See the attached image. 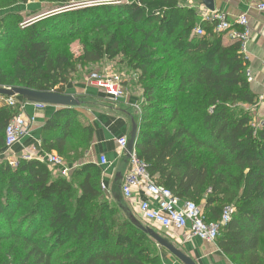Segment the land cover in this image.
Returning a JSON list of instances; mask_svg holds the SVG:
<instances>
[{"label": "trees", "instance_id": "16d2710c", "mask_svg": "<svg viewBox=\"0 0 264 264\" xmlns=\"http://www.w3.org/2000/svg\"><path fill=\"white\" fill-rule=\"evenodd\" d=\"M34 1L56 6L32 11L36 18L26 24L18 11L0 15V52L11 67L6 72L0 65V87L61 93L71 81L73 61L120 57L140 73L137 158L159 185L193 203L206 221H219L223 208L232 205L215 241L235 262L255 264L264 237V125L253 119L260 96L250 88L242 40L228 38L225 44L227 31H215L212 21L201 22L204 34L195 35L199 17L186 5L189 0H113L82 8L71 4L89 0ZM19 2L28 0H0V9ZM94 13L103 18L99 32L78 56L52 52L53 38L67 36V16ZM71 25L68 33L85 30ZM230 29L242 28L232 23ZM16 113V106H0V153L5 126ZM77 117L73 107L54 111L43 127V151L63 156L77 127L86 146L67 162L82 157L92 127L82 117L81 126ZM101 173L93 162L76 165L68 177L36 158L18 159L15 166L0 162V181L6 183L0 219L18 225L8 233L0 227V239L20 238L26 250L2 264H163L157 243L106 198ZM66 244L72 246L62 248Z\"/></svg>", "mask_w": 264, "mask_h": 264}, {"label": "crops", "instance_id": "0c3cea01", "mask_svg": "<svg viewBox=\"0 0 264 264\" xmlns=\"http://www.w3.org/2000/svg\"><path fill=\"white\" fill-rule=\"evenodd\" d=\"M258 1L213 0L214 8L225 12L231 22L235 21L239 14L247 13L249 35L245 43L244 54L249 62L250 88L260 96L259 103L252 107V110H257L256 121L264 119V12H259L254 8ZM24 6L26 7L27 4ZM190 6L196 10L199 21L207 7L202 4L201 0ZM223 42L225 44L228 42L227 36L223 38ZM87 75L83 81L82 79L70 81L61 88V93L72 95L79 101V105L73 108L92 127L90 142L84 155L74 162L63 161L68 167H75L87 162L98 165L99 157L104 156L108 163L100 168L102 171L101 182L105 186L103 191L106 198L119 209L122 216L135 217L141 224L150 226L139 216L136 207L137 201L147 198L145 192L138 190L131 200L125 199L120 192L121 178L126 171L127 161L125 154L118 149L116 142L120 137H125L128 140L132 121L138 123L143 101L141 91L130 82L132 74L128 78L124 75L123 86L126 94L118 102H112L100 89L86 81ZM17 100L23 103L21 112L29 120V128L20 141L11 147L8 155L3 153L4 150L0 153V157L4 159L9 156L20 157L23 153H29L34 157L43 151L41 147L43 127L54 111L61 108L48 104H43V107L38 108L33 102H28L20 97H17ZM51 152L56 153L54 150ZM51 170L53 174L59 175L58 168ZM118 173L120 178H117ZM152 228L196 264H239L221 251L217 241H202L187 229L167 233L164 230ZM262 242L255 250V264H264V237ZM159 252L163 264H183L160 246ZM240 264L245 263L242 261Z\"/></svg>", "mask_w": 264, "mask_h": 264}, {"label": "built area", "instance_id": "2783aa9c", "mask_svg": "<svg viewBox=\"0 0 264 264\" xmlns=\"http://www.w3.org/2000/svg\"><path fill=\"white\" fill-rule=\"evenodd\" d=\"M254 8L259 12H264V1H258ZM214 22V30L217 32L227 31V38H240L242 40V50L244 52L245 43L249 35V21L247 13L239 14L235 21L231 22L227 14L220 10L206 9L200 16L199 24L194 28L193 33L197 36L204 34L201 22ZM232 23L239 25L242 29L240 32L230 29ZM251 80V76H248ZM86 81L94 87L100 89L112 102H118L126 94L123 86L124 74L108 70H93L88 73ZM36 107L41 108L43 104L34 103ZM17 107V113L5 126V148L3 153L8 155L11 147L18 143L27 133L29 120L22 114L23 103L17 100L15 96L0 95V106ZM32 120V118H31ZM264 125V119L258 122ZM127 138L120 137L116 140L118 149L125 154ZM36 158L44 163L50 169L58 168V174L68 177L72 167L65 165L63 159L53 152L41 151L32 157L29 153H23L20 157H5V160L12 166H15L18 159ZM107 159L100 156L98 166L106 165ZM102 190L105 186L101 182ZM138 190H143L147 196L146 199L137 201L136 207L139 216L146 221L151 227L164 230L170 233L174 230L187 229L192 235L202 241L213 242L219 235L221 225L229 221L234 207L227 205L223 208L219 221H206L201 211L191 202L183 201L173 196L172 192L159 185L147 172L145 164L136 156L135 149L127 159V168L121 178L120 192L122 196L131 200Z\"/></svg>", "mask_w": 264, "mask_h": 264}, {"label": "rangeland", "instance_id": "374dc122", "mask_svg": "<svg viewBox=\"0 0 264 264\" xmlns=\"http://www.w3.org/2000/svg\"><path fill=\"white\" fill-rule=\"evenodd\" d=\"M106 1L110 2L113 0H89L87 2H77L71 4L72 6L71 8H82L86 6H92ZM197 2H200V0H189L186 2V5L189 6L194 5ZM24 4H27V6L25 7ZM54 6L56 5H52V3L49 1L38 3L34 0H28L27 3L19 2L15 5H12L11 7H9V9L8 8L0 9L1 12L0 15L8 11H18L20 12L23 18L21 24H26L36 18V17H32L33 14L32 11H35V14H38L42 11L52 9L54 8ZM98 14L94 13L90 16L83 15L82 18L79 16L77 17L76 15L67 16L66 20H68V23L67 25H65V30H64V32H67V36H62L60 39L53 38L52 52L53 53L57 52L73 57L78 56L82 50V47L88 45L90 39L93 38L99 32L96 26L97 24H99V21L103 18L100 17ZM71 24H75L76 26H81V27L84 26L85 30L83 29V32L77 34L68 33L69 31L74 30V28L70 29V26H72ZM123 30L124 31L128 30V26H124ZM73 64H74V71L72 74L69 75V80L71 81H75L79 79H82L83 81L85 79V75H87L89 72L93 70H108V71L124 73L126 78H128L132 74V80H130V82L134 84L135 87L139 88V90L141 91V82L138 79L140 73L131 70L124 61H121L120 57H117L114 60L103 59L100 62L89 63V64L73 61ZM0 65L4 71L6 72L11 71V67L8 61L5 60L4 51L0 52ZM252 113H253L254 121L259 122L256 121V119L258 118L257 110H252ZM77 120L80 121L79 123L81 126L84 125L85 120H83L81 117H77ZM73 132L75 137H73V139L69 141L68 145L65 146V150L63 152V156H68L66 158H63L66 162L67 159L69 160L72 157H76L80 148L82 149L86 146L84 142L85 137L83 136V138H81L79 129L75 127ZM69 150H72V153H70ZM4 160H5L4 158L0 157V162L2 161L4 162ZM5 188H6L5 180L0 181V200L3 199V192ZM16 216L17 214L15 215L13 221H15ZM0 227H1V231L8 233L9 230L10 232L12 231L15 232L18 225L17 222L15 221L12 226H9V224L7 223H2L0 219ZM42 231L44 232V230ZM39 232L42 233L41 231ZM24 246L25 244L20 238L17 239L16 237L9 236L0 239V264H2L3 261L6 259H11L13 261H16L19 258L23 257L26 252ZM67 246L69 247L72 245L66 244L62 248L66 247L65 249H67L68 248ZM61 251L62 250H60L59 252Z\"/></svg>", "mask_w": 264, "mask_h": 264}, {"label": "water", "instance_id": "95a60500", "mask_svg": "<svg viewBox=\"0 0 264 264\" xmlns=\"http://www.w3.org/2000/svg\"><path fill=\"white\" fill-rule=\"evenodd\" d=\"M207 9L214 10L213 0H201ZM62 8L49 11L50 12H59ZM45 13V14H47ZM0 95L6 96H15L20 97L28 102L39 103V104H48L56 105L61 108L64 107H77L79 101L72 95L63 94L50 91H41L23 87H0ZM138 127L136 122L132 121L131 130L129 133V139L126 145L125 159L130 157L131 152L135 149L137 142ZM117 178H120V174H117ZM132 223L140 230L144 231L152 240H154L158 246L167 250L171 255L180 260L183 264H196L191 258L186 256L183 252L178 250L173 244H171L166 238L154 231V229L148 225L141 224L135 217L130 216Z\"/></svg>", "mask_w": 264, "mask_h": 264}]
</instances>
